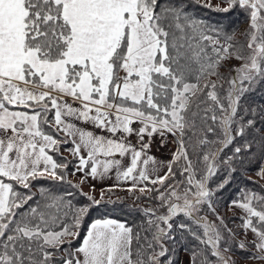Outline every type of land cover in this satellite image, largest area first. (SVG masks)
<instances>
[{
    "label": "snow or ice",
    "instance_id": "obj_1",
    "mask_svg": "<svg viewBox=\"0 0 264 264\" xmlns=\"http://www.w3.org/2000/svg\"><path fill=\"white\" fill-rule=\"evenodd\" d=\"M220 4L0 0V264L264 261V195L229 204L251 240L215 199L238 170L264 179V104L249 101L264 94V0ZM193 5L240 10L242 39ZM156 136L174 146L167 160L150 154ZM89 178L116 183L97 199ZM122 184L149 202L140 219L85 224Z\"/></svg>",
    "mask_w": 264,
    "mask_h": 264
},
{
    "label": "trees",
    "instance_id": "obj_2",
    "mask_svg": "<svg viewBox=\"0 0 264 264\" xmlns=\"http://www.w3.org/2000/svg\"><path fill=\"white\" fill-rule=\"evenodd\" d=\"M192 12L196 17L205 20L211 25L222 28L227 32L235 30L237 40L242 39L240 33L247 27V17L238 9L229 12H221L215 11L213 10V8L193 5ZM249 101L253 103L264 104V94H261V92L258 91L257 93L252 94L249 97ZM61 151L63 152L64 156L72 159V157H70L63 148L61 149ZM223 175L224 173H221V176ZM71 176L72 175L70 169L68 179L73 183L78 184V182L74 181ZM255 176H257L255 166H253L252 169L247 172L238 170V172L233 175L231 183L228 184L223 190H221L215 198L217 212L224 218L229 228H233L234 231L238 232L239 235L242 236V239L237 238L238 240L248 239L244 237L242 231L239 228V217L241 216V214L237 212H230L229 204L231 200L237 199L239 197L240 189H250L261 195H264V180H261ZM216 179L218 180L219 177H217ZM252 181H255V183H252ZM39 183L43 184L45 187L50 186L49 182L47 181H40ZM52 187L55 191L58 192L74 191L73 189L68 188L67 184L55 185ZM141 200H144L147 205L144 206V204L141 203ZM73 202L75 204H84L86 203V200L83 196L77 194L75 195ZM148 206H150L149 202L143 198L139 200L134 198V200H132V197L130 195H126L119 190H112L111 192H106L103 201L98 206H94L91 209L89 216L85 221V224L90 223L93 219L103 218H114L120 221H128L129 223H131L140 219L141 214L138 209ZM209 219L214 220L215 217L209 216Z\"/></svg>",
    "mask_w": 264,
    "mask_h": 264
},
{
    "label": "crops",
    "instance_id": "obj_3",
    "mask_svg": "<svg viewBox=\"0 0 264 264\" xmlns=\"http://www.w3.org/2000/svg\"><path fill=\"white\" fill-rule=\"evenodd\" d=\"M85 128L91 130L90 125H84ZM169 140L171 139L170 137L168 138ZM131 141L133 144L136 143L135 137L133 136L131 138ZM173 145L171 143H166L164 146L160 145V137L156 136L153 138L152 141V148H151V155L155 156L158 160H167L170 157L171 151L173 150ZM128 157L122 158V162L127 164L128 162ZM72 179L76 182L79 183L80 181V174H77L75 176H71ZM115 182L114 178L112 179H104L103 181L99 180H92L91 178L88 179V181L82 185V188L85 192H91V187L92 185H95V190H102L104 188H109L111 185H113ZM121 187L127 188V184H122ZM239 211H241L238 208ZM114 219V218H112ZM251 234L247 237L248 240H251ZM184 259L183 254L181 255V260Z\"/></svg>",
    "mask_w": 264,
    "mask_h": 264
},
{
    "label": "rangeland",
    "instance_id": "obj_4",
    "mask_svg": "<svg viewBox=\"0 0 264 264\" xmlns=\"http://www.w3.org/2000/svg\"><path fill=\"white\" fill-rule=\"evenodd\" d=\"M200 1L205 2V0H200ZM211 3L213 5L220 4V0H211ZM220 6L225 7L226 5L220 4ZM233 63H235V61ZM255 177H257L261 180H264V179L260 178L258 175ZM104 189H106V188H104ZM113 190H116V191L119 190L120 192L125 193L126 195L127 194L130 195L132 197V200H134L135 197L140 196L139 192H129V191H127V188H123V187L115 188ZM87 193H89L90 195H94L97 199H99L101 196V190H94V191L87 192ZM141 203L144 204V206L147 205L144 200H141ZM229 210H230V212H235V213L237 212V213L242 215V211H239L238 208H230ZM241 237H242L241 235L237 236V238H239V239H242ZM241 264H264V261L247 260V261H241Z\"/></svg>",
    "mask_w": 264,
    "mask_h": 264
}]
</instances>
